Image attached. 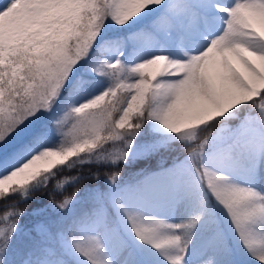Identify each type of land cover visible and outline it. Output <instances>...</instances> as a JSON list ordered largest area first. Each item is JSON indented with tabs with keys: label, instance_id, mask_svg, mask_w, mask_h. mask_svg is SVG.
I'll return each mask as SVG.
<instances>
[{
	"label": "snow or ice",
	"instance_id": "obj_1",
	"mask_svg": "<svg viewBox=\"0 0 264 264\" xmlns=\"http://www.w3.org/2000/svg\"><path fill=\"white\" fill-rule=\"evenodd\" d=\"M0 264H264V0H0Z\"/></svg>",
	"mask_w": 264,
	"mask_h": 264
},
{
	"label": "trees",
	"instance_id": "obj_2",
	"mask_svg": "<svg viewBox=\"0 0 264 264\" xmlns=\"http://www.w3.org/2000/svg\"><path fill=\"white\" fill-rule=\"evenodd\" d=\"M146 167H148V165H146V164H138V165H136V166L133 167V168L125 169V170H124V173L130 174L129 177H128V178H130V177L133 176L136 172H138L141 168H146ZM84 171L87 173L88 170L85 169ZM73 175H76V173H73ZM88 183H94V180H85V181H84V184H88ZM71 190H72V188H69V189H68V192L71 191ZM59 199H62V196L59 197ZM46 202H48L47 199H46ZM23 207L28 208V207H31V205H26V206H23ZM25 223L30 224L31 221L26 220Z\"/></svg>",
	"mask_w": 264,
	"mask_h": 264
},
{
	"label": "rangeland",
	"instance_id": "obj_3",
	"mask_svg": "<svg viewBox=\"0 0 264 264\" xmlns=\"http://www.w3.org/2000/svg\"><path fill=\"white\" fill-rule=\"evenodd\" d=\"M151 71H153V69H151V68L145 70L146 73L151 72ZM129 175H130V174L125 173V178H128ZM71 191H74V189H72ZM71 191H69V193H70ZM62 198H63V197H62ZM29 225H30V224H29Z\"/></svg>",
	"mask_w": 264,
	"mask_h": 264
}]
</instances>
